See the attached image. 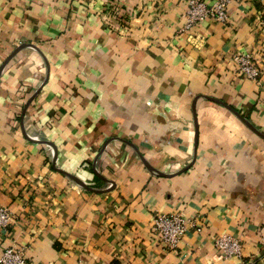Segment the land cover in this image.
<instances>
[{
  "label": "crops",
  "instance_id": "obj_1",
  "mask_svg": "<svg viewBox=\"0 0 264 264\" xmlns=\"http://www.w3.org/2000/svg\"><path fill=\"white\" fill-rule=\"evenodd\" d=\"M188 3L0 0V206L14 216L0 252L264 264V137L236 113L264 135V0H230L227 22L187 29ZM163 212L193 220L175 250L153 230ZM223 233L240 257H222Z\"/></svg>",
  "mask_w": 264,
  "mask_h": 264
},
{
  "label": "built area",
  "instance_id": "obj_2",
  "mask_svg": "<svg viewBox=\"0 0 264 264\" xmlns=\"http://www.w3.org/2000/svg\"><path fill=\"white\" fill-rule=\"evenodd\" d=\"M184 12L185 28L199 25L206 19H214L225 23L228 20V4L230 0H215L207 3L204 0H188ZM264 26V18L261 20ZM237 69L249 79H257L259 69L249 53L237 54L234 58ZM14 216L8 207L0 206V228L6 230L13 223ZM191 218L182 212H163L153 219V230L159 235L162 243L170 250H175L189 226ZM215 245L221 251L223 258L240 257L242 255L241 240L231 234L223 233L215 239ZM0 264H29L25 249L16 243H11L0 252Z\"/></svg>",
  "mask_w": 264,
  "mask_h": 264
},
{
  "label": "water",
  "instance_id": "obj_3",
  "mask_svg": "<svg viewBox=\"0 0 264 264\" xmlns=\"http://www.w3.org/2000/svg\"><path fill=\"white\" fill-rule=\"evenodd\" d=\"M8 62V61H7ZM6 62V63H7ZM5 63V64H6ZM237 113V115L249 126V127H251L254 131H256L257 133H259L260 135H262L263 137H264V135L262 134V133H260L255 127H253L252 126V124L247 120V119H245L243 116H241L238 112H236ZM71 177L74 179V180H76V181H78L79 183H81L82 185H85V183L83 182V181H81L80 179H78L77 177H75V176H73V175H71Z\"/></svg>",
  "mask_w": 264,
  "mask_h": 264
}]
</instances>
